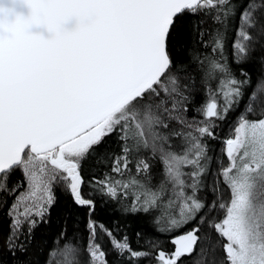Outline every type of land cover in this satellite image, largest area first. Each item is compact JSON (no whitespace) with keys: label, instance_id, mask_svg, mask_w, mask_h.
I'll return each mask as SVG.
<instances>
[{"label":"snow or ice","instance_id":"6c2138e0","mask_svg":"<svg viewBox=\"0 0 264 264\" xmlns=\"http://www.w3.org/2000/svg\"><path fill=\"white\" fill-rule=\"evenodd\" d=\"M0 264H264V0H0Z\"/></svg>","mask_w":264,"mask_h":264}]
</instances>
